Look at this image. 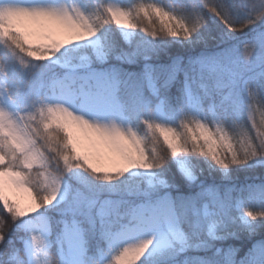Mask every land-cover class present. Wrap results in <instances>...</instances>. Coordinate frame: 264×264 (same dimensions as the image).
Instances as JSON below:
<instances>
[{"label": "snow or ice", "instance_id": "1", "mask_svg": "<svg viewBox=\"0 0 264 264\" xmlns=\"http://www.w3.org/2000/svg\"><path fill=\"white\" fill-rule=\"evenodd\" d=\"M0 264H264V0H0Z\"/></svg>", "mask_w": 264, "mask_h": 264}, {"label": "trees", "instance_id": "2", "mask_svg": "<svg viewBox=\"0 0 264 264\" xmlns=\"http://www.w3.org/2000/svg\"><path fill=\"white\" fill-rule=\"evenodd\" d=\"M237 35H241V33H237ZM254 134V133H253ZM251 177L248 176L247 174L245 173H239L238 174V180L243 182L244 180L246 179H250ZM259 237H257L258 239ZM230 243H232L234 246L236 247H241V244L242 242L241 241H230ZM244 243H246V241H244ZM243 255V251H241L240 253L237 254V259H239L241 256Z\"/></svg>", "mask_w": 264, "mask_h": 264}]
</instances>
